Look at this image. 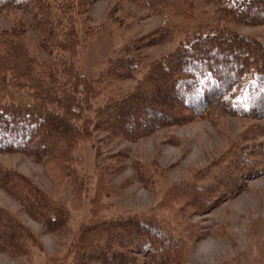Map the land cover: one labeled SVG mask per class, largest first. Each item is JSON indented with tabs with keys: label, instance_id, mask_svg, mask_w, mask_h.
<instances>
[{
	"label": "rangeland",
	"instance_id": "1",
	"mask_svg": "<svg viewBox=\"0 0 264 264\" xmlns=\"http://www.w3.org/2000/svg\"><path fill=\"white\" fill-rule=\"evenodd\" d=\"M145 1L94 0L87 11L91 20L79 19L82 44L77 65L81 73L97 77L112 55L139 60L134 75L109 86L96 106L136 91L153 61L174 51L194 31L218 23L216 0H193L189 17L151 11ZM12 14H0L1 27H11ZM218 24L264 42L263 25ZM88 28L93 31L90 37L85 34ZM263 128L264 122L253 117L210 111L136 139L96 130L71 145L72 171L83 185L77 200L71 180L56 167L23 152H0L1 164L19 172L63 210L62 223L51 230L46 226L48 219L43 222L29 211L23 195L0 184V210L15 215L30 230L25 253L1 249L0 264H108L84 261L90 244L99 248L97 252L125 248L124 264H177L180 258L181 264H264ZM136 161L146 166L149 186L137 176ZM180 186H187L189 192L178 196ZM210 186L229 194L209 204L202 214L194 212L186 204L188 199L195 193L204 196ZM170 189L176 194L174 199ZM146 211L168 223V234L178 243L179 259L170 258L163 242L152 255L147 248L132 249L135 242L125 247L133 230L126 221ZM47 212L49 217L52 211ZM94 218L99 228L88 235L86 251L77 252L75 241L82 226L90 228ZM100 228L108 231L98 232ZM18 238L13 235L11 241Z\"/></svg>",
	"mask_w": 264,
	"mask_h": 264
},
{
	"label": "trees",
	"instance_id": "2",
	"mask_svg": "<svg viewBox=\"0 0 264 264\" xmlns=\"http://www.w3.org/2000/svg\"><path fill=\"white\" fill-rule=\"evenodd\" d=\"M92 1L0 0V14H14L10 28L0 26V152H23L56 167L71 180L72 195L77 200L83 185L72 171L71 145L96 130L136 139L163 126L183 123L192 116L208 115L210 111L264 122V42L218 24L264 26V0H216L217 24L194 31L174 51L153 61L136 91L121 98H109L97 106L95 102L109 86L134 75L139 60L126 54L112 55L97 77L80 72L77 63L82 38L78 22L80 17L87 22L91 20L87 11ZM145 3L151 11L185 17L194 8L193 0ZM85 34L92 36V29L88 28ZM136 46L139 44L126 49ZM133 168L149 186L146 166L136 161ZM219 181L218 177V186ZM0 184L14 194L23 195L25 206L43 222L48 219L46 226L51 230L62 223L59 218L63 210L56 207L52 198L1 163ZM218 186L205 189L204 196L195 193L186 204L202 214L209 204L221 200L225 192L220 194ZM187 189L180 186L178 196L187 194ZM169 194L174 199L175 192L170 189ZM47 211H52L49 217L44 214ZM135 215L126 221L133 230L125 247L135 242L137 246L132 249L147 248L152 255L163 242L170 258L179 259L178 243L169 236L164 218L149 211ZM18 221L15 215L0 210V250L25 253L30 230ZM120 223L125 229L123 220ZM97 224L94 218L88 225L90 228L82 226L75 241L77 252L86 251L89 244L85 242L92 231H97ZM106 231L104 228L98 232ZM13 235L19 240L11 241ZM90 246L85 262L127 261L125 248L97 252L98 247ZM180 259L177 264L182 263Z\"/></svg>",
	"mask_w": 264,
	"mask_h": 264
}]
</instances>
